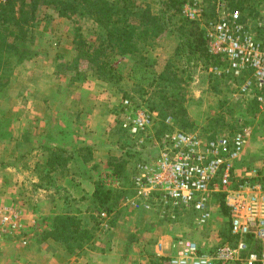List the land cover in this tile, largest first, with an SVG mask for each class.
<instances>
[{
	"label": "rangeland",
	"instance_id": "obj_1",
	"mask_svg": "<svg viewBox=\"0 0 264 264\" xmlns=\"http://www.w3.org/2000/svg\"><path fill=\"white\" fill-rule=\"evenodd\" d=\"M163 1L167 0H137V3L140 5L147 4L152 10H157ZM200 1L202 5L201 21L200 23L197 22L200 28L201 23L216 19L217 15H219L222 10L239 11L238 8L232 9L233 5H230L229 0ZM191 2L192 0H185V2L180 5L179 11L175 12L171 10L169 12L172 29L178 28L179 19L186 20L181 11L184 5ZM244 7L243 10L239 11L244 19H256L259 16L264 15V0H248L244 3ZM37 15L38 23L34 26L32 31L35 38L34 47L38 51V54L31 60L22 63L26 68H24L23 72L18 73V87L20 85L22 87H30L34 74L37 75V73L40 72L46 74L45 70L48 65L51 67H57L56 75L60 83H66L68 79L72 80L73 72L67 69V64L69 65L68 62L75 54L74 40L78 37L90 40L92 37V31L95 30V25L88 19H80L75 15L68 18L57 17L50 8L40 9ZM178 44L179 42L175 35H166L156 42L151 50V56L156 59V68L158 70L163 69L170 61L172 58L171 54ZM187 51L189 50L187 49ZM110 63L114 69L112 75H114V78H119V81L116 84L107 83V85L100 81L98 82L101 83L99 84L101 88L103 86L104 89L107 88L110 90L111 93L109 95L115 100L114 108L112 110L115 116H119L121 113V101L124 99H129L135 105L144 106L148 94H141L133 88L134 82L139 77L133 72V62L129 58L114 57L110 59ZM203 63L202 60L199 62H191L193 65L190 70L191 78L183 84L187 127L185 129L181 128L178 123L170 118L172 122L171 126L166 124L165 129L177 128L185 132L196 133L206 139L231 136L240 129H248L249 137L246 140L244 151L234 165L233 185L244 181L247 175H252V172L256 173V180L264 184V109L259 108L251 98L240 96L235 87L232 86L233 84H236V81L229 75L222 72L219 74L210 72V67L206 68ZM178 66H181V64L178 63ZM36 67L38 69L37 72L33 70L36 69ZM16 68L14 69L7 85L0 90V114L7 113L8 119L15 115L11 103L13 89L15 88L14 73L17 70ZM81 68L84 69L85 65H81ZM86 75V78L80 82H94L96 80L92 73L86 72ZM39 77L40 76H37L35 79ZM33 82L35 81L33 80ZM96 90V92L95 90L84 92V97H89L93 92H99L97 88ZM145 91L149 92L150 90L147 88ZM103 99L106 100L105 98ZM3 133L4 125L0 123V140L5 137V134ZM108 136L117 149L121 151L112 152L109 155L123 153L121 156L120 154L117 155L121 158L125 157L126 160H128L127 158L129 156L123 149L127 141L126 135L120 130L118 131L116 128L113 132L111 131ZM144 154H147V151L140 152L139 155L141 157ZM2 155L3 154L0 153V157ZM21 160H19V162L20 164H23V166L27 165L28 161H32L31 158L23 161ZM82 169H79V171ZM120 182L122 184V181ZM124 182L122 189L125 193L123 195L130 192L128 180H124ZM55 187L56 186H52L49 188L56 189ZM23 189L24 197L26 195L25 201L21 199L20 202H16L15 204L12 203L13 205L8 203H0V205L14 207L23 212L25 231L29 236V242L24 246L18 240L4 238L0 241V264H48L47 257L53 248L44 242L45 239L39 241V244L36 246H30L41 219L39 220L38 217V219L26 220L25 214V212H29L32 208L45 209L47 204L44 200L40 202V204L30 200L31 198L29 197L32 194L31 191L33 189ZM57 190L58 189H56L55 193H52V197L55 198L53 202L55 203L54 206H56V211L61 208L62 210H66L65 212H72L75 209H78L77 207H79V205H82L81 208H84L83 204L78 205L73 202L70 203L69 200H66L68 203H64V192L62 191V188L59 189L60 191ZM30 201H32V203H30ZM85 206L88 209L89 204L86 203ZM223 208V197H220L219 193L212 194L209 202L210 217L208 222L203 226L198 224V214L192 210L178 211L174 218H171L156 212L146 213L140 210H131L134 212H129L126 210L127 208H125L120 220H115L114 222L111 221L112 216H109V218L102 222L98 215H80L82 223L93 233V239L85 247H92L93 245V247H99L101 251H104L107 253L106 255H109V252L112 250L110 247L112 232L108 230V232L106 231L102 233L100 230L101 225L104 229H109L110 227L113 228L114 226L117 230L142 229L148 232L150 238L145 239L147 243L146 246L148 247H144L141 250L146 257H152V247L150 243H148V239H153L152 236H158L160 234L168 235L176 241L179 239L194 241L204 251H207L208 249L210 250V247H215L227 239L229 223L228 216L224 213ZM91 217H97V219H91ZM48 226L49 225L47 224V227ZM41 231L42 232H39L37 237H40V239L47 238V233L49 232L47 231L44 233L42 228ZM30 234H32V236ZM96 242L100 243V246H95V244H93ZM84 248L78 253H81ZM120 252L121 255L119 257L122 260L120 261V264H142L137 258L134 259V255L136 256L137 254L135 249L128 246H122ZM158 262V260L154 261L153 259H149V263L146 264H158Z\"/></svg>",
	"mask_w": 264,
	"mask_h": 264
},
{
	"label": "built area",
	"instance_id": "obj_2",
	"mask_svg": "<svg viewBox=\"0 0 264 264\" xmlns=\"http://www.w3.org/2000/svg\"><path fill=\"white\" fill-rule=\"evenodd\" d=\"M202 5L192 0L182 8L187 21L200 23ZM208 52L225 65L210 72L229 75L236 81L237 93L251 98L264 109V15L243 18L238 10H222L216 19L201 23ZM119 126L130 137L135 149L147 154L135 159L131 167L130 195L121 204L132 210L159 213L174 218L178 211L192 210L198 224L210 217L209 202L214 193L223 197L233 244L222 242L204 251L196 242L179 239L174 254L165 256L157 243L155 257L160 264H264V184L257 175L233 185L234 165L244 151L248 129L231 136L203 138L196 133L169 128L156 136V112L121 101ZM170 117L165 124L171 126ZM108 186L119 184L113 179ZM100 221L108 218L99 213ZM4 238L29 242L24 214L20 209L0 205V241Z\"/></svg>",
	"mask_w": 264,
	"mask_h": 264
},
{
	"label": "trees",
	"instance_id": "obj_3",
	"mask_svg": "<svg viewBox=\"0 0 264 264\" xmlns=\"http://www.w3.org/2000/svg\"><path fill=\"white\" fill-rule=\"evenodd\" d=\"M229 1L234 7L232 9L238 8L240 11L245 8L244 3L248 0ZM184 2L167 0L157 10H152L147 4H138L137 0H0V90L7 85L17 66L37 56L32 30L38 23V11L50 8L57 17L75 15L95 25L90 40L82 37L74 40L75 54L67 64V69L73 72L72 81H83L86 72H90L103 84H116L119 78L112 75L114 69L110 59L129 58L133 62V72L139 76L133 88L141 94H148L144 106L157 114L155 135L159 136L167 130L165 120L169 117L185 129L187 117L183 84L191 78V62L202 60L206 68H221L225 63L220 57L209 54L204 32L197 22L179 19L178 28L172 29L169 12L179 11ZM166 35H175L179 44L174 48L166 66L158 70L151 50ZM81 65H85V68L82 69ZM147 88L149 92L145 91ZM119 130L127 137L123 148L126 154H138L140 157L130 137L120 126ZM47 150L45 162L36 167L39 180L37 187L40 189L52 186L57 188V170L73 160L58 148ZM84 150V161H89L88 149ZM108 165L113 167L114 176L126 179L125 175L120 174L122 166L113 163ZM124 193L122 188L106 189L100 182L95 183L87 212L93 215L101 212H106L108 216L112 214L111 221L114 222L116 215H113V211ZM223 211L228 216L225 206ZM94 218L97 219L91 217ZM81 219L78 209L48 217L51 228L48 236L67 253H78L93 239L92 231ZM234 241L228 224L227 239L223 242L233 244Z\"/></svg>",
	"mask_w": 264,
	"mask_h": 264
},
{
	"label": "crops",
	"instance_id": "obj_4",
	"mask_svg": "<svg viewBox=\"0 0 264 264\" xmlns=\"http://www.w3.org/2000/svg\"><path fill=\"white\" fill-rule=\"evenodd\" d=\"M24 68L26 67L21 64L14 73L15 88L11 103L15 113L14 117L8 119L7 113L0 114V123L4 125L3 134H5V137L0 140V153L3 154L0 157V203L13 205L12 203L20 202L21 199L25 201L26 195L24 197L23 188L33 189L29 197L30 200L39 204L43 200L46 202L47 207L45 209L32 208L29 212H25L26 220L38 219V217L39 220L41 219L30 246H36L39 241L45 239L44 242L53 248L47 257L48 264H120L122 260L119 256L122 246L135 249L137 254L134 255V259L137 258L142 264H146L149 263V259L157 260L155 257L157 243L163 244L165 256L173 255L172 245L176 240L168 235L160 234L152 236L153 239H148V243L152 247V257H146L141 250L148 247L145 239L150 238V235L142 229L117 230L114 226V229L111 227L104 229L100 225L102 233L108 232V230L112 232L110 241L112 250L109 255H106L107 253L101 251L99 247H93V245L92 247H85L81 253L69 254L49 236L41 239L37 237L39 232H42L41 228L44 233L50 232V226L47 227L48 217L66 211L61 208L56 211L53 202L55 198L52 197V193H55L56 189L60 191L59 189L62 188L64 203H68L66 200H69L70 203L83 204L84 208H81L82 205L77 207L80 215L90 214L89 211L87 212L88 209L85 204H89L95 183L100 182L106 189L122 188L124 180L130 181L132 164L139 156L138 154H128L129 157L126 160L125 157H120L123 153H117L120 156L117 154L109 155L112 152H121L108 136L116 128L119 131V116H115L112 112L115 100L109 95L110 90L104 89L102 85L101 88L99 86L101 83L97 80L78 83L71 79H68L66 83H60L56 75L57 67L48 65L45 70L46 74L42 72L37 73V75L34 74L30 87H22L21 85L18 87L17 76L18 73L23 72ZM33 70L38 71L37 67ZM37 76L41 78L35 79ZM96 88L99 90L97 93H95ZM93 90L95 92L92 95L84 97V92ZM51 148L60 149L73 160L57 170L56 189H40L37 187L39 180L36 167L45 162L47 149ZM84 149H88L89 161H84ZM30 158L32 161H28L25 166L19 162L21 159ZM110 163L122 166L120 174L125 175L126 179L114 176L112 174L113 167L108 165ZM79 169L82 170L79 171ZM113 179L118 180L119 184L108 186L114 184ZM131 193L130 181V192L125 195ZM125 195L122 194L113 211V215H116V221L120 220L125 208L129 212H134L128 207L124 208L120 203ZM30 235L32 236V234ZM93 244L100 246L98 242Z\"/></svg>",
	"mask_w": 264,
	"mask_h": 264
}]
</instances>
